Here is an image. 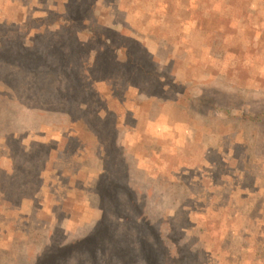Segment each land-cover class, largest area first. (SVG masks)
I'll return each mask as SVG.
<instances>
[{"label":"rangeland","instance_id":"rangeland-1","mask_svg":"<svg viewBox=\"0 0 264 264\" xmlns=\"http://www.w3.org/2000/svg\"><path fill=\"white\" fill-rule=\"evenodd\" d=\"M69 2L0 0L2 33L67 11ZM92 2V24L145 42L158 65L193 90L237 91L245 110L264 98V0ZM87 46L83 64L93 41ZM118 75L109 86L90 72L127 131L137 180L159 195L165 264H264V122L147 96L116 85ZM64 81L46 68L0 61V264L43 256L56 230L96 223L100 144L83 109L60 96Z\"/></svg>","mask_w":264,"mask_h":264},{"label":"trees","instance_id":"trees-1","mask_svg":"<svg viewBox=\"0 0 264 264\" xmlns=\"http://www.w3.org/2000/svg\"><path fill=\"white\" fill-rule=\"evenodd\" d=\"M90 1L93 4L92 0H71L67 11L4 28L9 36L0 27V61L19 63L26 71L46 68L61 75L65 81L58 87L60 96L83 109L84 121L94 129L101 149V170L95 182L99 196L96 223L73 232L56 230L58 240L44 255L24 264H165L162 254L168 252L162 248L163 235L156 232L158 218L164 215L162 209L157 210L159 195L145 184L153 193L149 195L137 180L141 166L131 161L127 131L90 72L109 86L118 72L116 85L134 87L147 96H165L228 119L264 122V98L258 100L257 108L245 110L237 91L217 85L193 90L159 66L145 42L109 26L92 24L87 7ZM88 40L93 41L94 49L83 64L80 52L88 48ZM179 255L177 252L176 258Z\"/></svg>","mask_w":264,"mask_h":264}]
</instances>
